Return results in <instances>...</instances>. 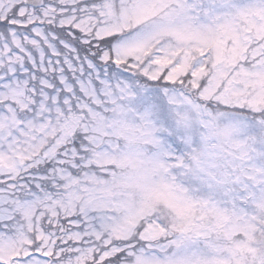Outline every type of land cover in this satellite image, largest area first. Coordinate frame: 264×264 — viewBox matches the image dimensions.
I'll return each instance as SVG.
<instances>
[{
  "label": "snow or ice",
  "instance_id": "6c2138e0",
  "mask_svg": "<svg viewBox=\"0 0 264 264\" xmlns=\"http://www.w3.org/2000/svg\"><path fill=\"white\" fill-rule=\"evenodd\" d=\"M0 264H264V0H0Z\"/></svg>",
  "mask_w": 264,
  "mask_h": 264
}]
</instances>
